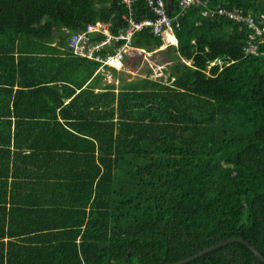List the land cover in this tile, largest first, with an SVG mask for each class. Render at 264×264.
Wrapping results in <instances>:
<instances>
[{
  "label": "trees",
  "instance_id": "trees-1",
  "mask_svg": "<svg viewBox=\"0 0 264 264\" xmlns=\"http://www.w3.org/2000/svg\"><path fill=\"white\" fill-rule=\"evenodd\" d=\"M209 1L264 14V0ZM130 10L138 23L155 18L145 1ZM201 11L173 22L167 82L117 88L69 43L96 22L125 30L122 0H0L8 264H177L233 238L264 256V42L244 57L250 28ZM162 45L150 29L132 41L148 53ZM216 60L236 62L209 69ZM188 264L264 263L235 243Z\"/></svg>",
  "mask_w": 264,
  "mask_h": 264
},
{
  "label": "built area",
  "instance_id": "built-area-1",
  "mask_svg": "<svg viewBox=\"0 0 264 264\" xmlns=\"http://www.w3.org/2000/svg\"><path fill=\"white\" fill-rule=\"evenodd\" d=\"M140 1V0H137ZM145 1L155 18L146 19L145 23L140 25L132 18V12L126 0L122 2L126 5L130 12V18H124L127 22L125 30H120L118 34L111 32V25L98 22L87 27V31L82 34H73L69 43V48L76 57L96 60L101 62L104 67L119 69L123 65V61L127 54L135 51L132 47L134 36L146 29H150L153 35L165 41V35L174 33L173 22L176 21V28H181V19L185 12L193 5L204 4L203 0H180L179 12L171 16L168 12V0H141ZM207 5V4H206ZM204 4V6H206ZM205 18L226 17L234 20L236 23L242 24L244 16L242 11L235 9L229 10L219 7L216 11L208 9L202 12ZM67 29H65L66 31ZM247 44L243 49L244 57L252 55L257 56L260 50V44L264 36V23L249 29ZM92 35V37L90 36ZM103 37L96 42L92 38ZM123 43L121 46L117 44ZM115 49L114 53L110 51L104 52L105 49ZM107 51V50H106ZM223 61L217 60L213 62L209 68L219 65L223 67Z\"/></svg>",
  "mask_w": 264,
  "mask_h": 264
},
{
  "label": "rangeland",
  "instance_id": "rangeland-1",
  "mask_svg": "<svg viewBox=\"0 0 264 264\" xmlns=\"http://www.w3.org/2000/svg\"><path fill=\"white\" fill-rule=\"evenodd\" d=\"M203 1L205 5L210 2L209 0ZM193 17L194 14L190 13L189 19L192 20ZM173 68V64H170L169 59L163 52L155 51L153 53H145L143 51H134L125 57L123 65L117 69V75L110 69H102V73L106 77L105 80H103V85L114 84L117 88H120L121 84L124 82L145 78L147 76L153 80H160L162 78L163 82H167L169 76L168 70ZM149 71L152 73L149 74Z\"/></svg>",
  "mask_w": 264,
  "mask_h": 264
},
{
  "label": "crops",
  "instance_id": "crops-1",
  "mask_svg": "<svg viewBox=\"0 0 264 264\" xmlns=\"http://www.w3.org/2000/svg\"><path fill=\"white\" fill-rule=\"evenodd\" d=\"M179 1L180 0H172V1L168 0V4L171 3L172 8H173L172 10H170V8L168 9L169 14L175 15V14H177L179 12V10H180L179 9ZM209 5H210V2L206 6H204V4L193 5L191 7V10H192V8L202 7V11H205V10L210 9ZM176 8H177V11H176ZM184 19H185V14L183 15V17L181 19V25H182V20H184ZM96 23H98V22H96ZM177 42H178V39H177V36L174 33L173 34H168L167 35V39L163 42V44H164L163 47L160 48L162 50H157V51L163 52L164 50H166L170 46H176L177 47L178 46ZM176 43H177V45H176ZM54 45H56V44H54ZM66 49H67V47H66ZM103 70L100 69L99 72L102 73ZM69 101L70 100L66 101V104L69 103ZM0 118L3 119V117H0ZM1 204L2 203H0V209H1ZM0 215H1V210H0ZM1 235H2V229H1V220H0V236ZM8 240H9L8 238H6L4 240L5 247H3V245L1 244L2 240L0 238V264H8L10 262V260H11V257H12L13 261H14V259L16 257V251H11V255L10 256L7 254V245H6V243L8 242ZM3 254H4V256H3Z\"/></svg>",
  "mask_w": 264,
  "mask_h": 264
},
{
  "label": "water",
  "instance_id": "water-1",
  "mask_svg": "<svg viewBox=\"0 0 264 264\" xmlns=\"http://www.w3.org/2000/svg\"><path fill=\"white\" fill-rule=\"evenodd\" d=\"M172 1V0H171ZM170 10H172V5L171 3L168 4ZM235 243H241L243 245H245L253 254L254 256L262 263H264V256L260 253V251L258 249H256L255 247H253L249 242H247L246 240L242 239V238H233V239H230V240H227V241H224V242H219L218 244H216L215 246L187 259V260H184V261H181L177 264H188L206 254H209L211 252H214L220 248H223V247H226L228 245H231V244H235Z\"/></svg>",
  "mask_w": 264,
  "mask_h": 264
},
{
  "label": "bare ground",
  "instance_id": "bare-ground-1",
  "mask_svg": "<svg viewBox=\"0 0 264 264\" xmlns=\"http://www.w3.org/2000/svg\"><path fill=\"white\" fill-rule=\"evenodd\" d=\"M129 7H132L137 0H126ZM260 18L258 16H254V15H249V16H244L243 22L248 28L253 29L254 27H257L259 25H261L262 23H264V14H259ZM146 20L139 22L140 25L144 24ZM140 51L145 52V50H141Z\"/></svg>",
  "mask_w": 264,
  "mask_h": 264
},
{
  "label": "clouds",
  "instance_id": "clouds-1",
  "mask_svg": "<svg viewBox=\"0 0 264 264\" xmlns=\"http://www.w3.org/2000/svg\"><path fill=\"white\" fill-rule=\"evenodd\" d=\"M191 7H192V6H191ZM191 7H190L188 10H190ZM127 9H128V8H127ZM168 9H169V6H168ZM227 9H228V8H227ZM188 10H187V11H188ZM229 10H230V9H229ZM187 11H186V12H187ZM186 12H185V13H186ZM202 12H204V11H201V16H202ZM173 16H174V15H173ZM124 18H130V12H129V10H128V17H124ZM132 18L137 22V20L134 18L133 15H132ZM137 23H138V22H137ZM65 29H66V28H63V31H64V32H66V33L69 32L68 30L65 31ZM249 33H250V32H249ZM169 34H171V33H169ZM167 35H168V34H167ZM167 35H165L166 38H167ZM263 39H264V36H263ZM162 41H163V40H162ZM163 42H164V41H163ZM263 42H264V41H262V43H263ZM177 43H178V42H177ZM177 43H176V45H177ZM163 45H164V44H163ZM163 45H162L161 47H163ZM260 45H261V44H260ZM245 46H246V45H245ZM132 47H133V46H132ZM161 47H160V48H161ZM133 49H134L135 51H139V52H141L140 50H136L134 47H133ZM243 49H244V48H243ZM159 50H160V49H159ZM156 51H157V50H156ZM132 52H134V51H132ZM132 52H131V53H132ZM154 52H155V51H154ZM145 53H148V52L145 51ZM151 53H153V52H151ZM243 53H244V52H243ZM129 54H130V53H129ZM259 54H260V50H259ZM259 54H258V55H259ZM127 55H128V54H127ZM127 55H126V56H127ZM258 55H257V56H258ZM250 57H253V56H250ZM255 57H256V56H255ZM228 60H229V59H228ZM216 61H217V60H216ZM221 61H223L224 65H225L226 63H234V62H236V61L225 62L224 60H221ZM123 62H124V61H123ZM224 65H223V66H224ZM210 66H211V64H210ZM210 66H209V67H210ZM209 67H208V68H209ZM213 67H214V66H213ZM104 68H105V67L102 65L101 69H104ZM107 68H108V67H107ZM110 69H111V68H110ZM209 69H211V68H209Z\"/></svg>",
  "mask_w": 264,
  "mask_h": 264
}]
</instances>
